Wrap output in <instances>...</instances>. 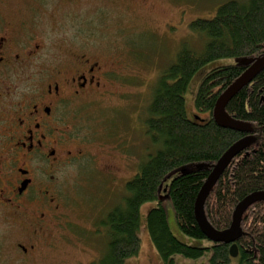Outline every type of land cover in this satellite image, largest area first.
Returning <instances> with one entry per match:
<instances>
[{
  "label": "trees",
  "instance_id": "16d2710c",
  "mask_svg": "<svg viewBox=\"0 0 264 264\" xmlns=\"http://www.w3.org/2000/svg\"><path fill=\"white\" fill-rule=\"evenodd\" d=\"M190 26L204 38V48L196 51L184 47L176 62L157 78L145 116L151 148L126 183L122 203L98 224L107 241L106 251L96 264H125L139 255L141 208L151 201L157 206L149 211L145 225L165 264H174L175 256L199 259L207 253L209 264H230L233 260L231 244L212 242L205 236L194 205L213 166L234 143L249 135L220 126L213 110L218 97L248 67L244 60L264 54V0L226 1L214 16L197 18ZM220 59L237 62L208 68ZM195 81L196 113L189 118L185 95ZM226 111L248 122L251 135L257 139L231 161L206 200V216L218 230L230 227L236 206L247 195L264 191V70L232 98ZM182 168L184 172L170 179ZM166 200L175 210L181 232L206 241L207 246L186 244L173 234ZM241 226L244 233L237 241L240 263L264 264V201L246 210Z\"/></svg>",
  "mask_w": 264,
  "mask_h": 264
},
{
  "label": "rangeland",
  "instance_id": "374dc122",
  "mask_svg": "<svg viewBox=\"0 0 264 264\" xmlns=\"http://www.w3.org/2000/svg\"><path fill=\"white\" fill-rule=\"evenodd\" d=\"M226 1L229 0H144L134 10H119L112 5L103 7L98 0H79L58 10L55 18H45L43 23L57 22L48 23L57 26L54 49L58 47L57 39L85 43V49L91 53L117 57L127 67L130 65L129 72L117 81L121 86L115 87L114 95L103 100L93 98L85 111L78 112V129L89 153L57 177L62 210L71 223L45 234L32 256L24 257L17 247L23 238L20 230L11 220L0 218V264H96L106 251L107 241L103 227L98 224L106 213L122 203L126 183L151 148L145 116L152 88L184 47L196 51L204 48V38L190 25L197 18L214 16ZM4 14L17 16L12 11ZM48 46L51 52L52 44ZM235 62L237 59H220L208 68ZM197 86L198 81L193 82L185 95L189 118L196 113ZM105 165H113L115 169L108 170ZM184 170H177L170 179ZM156 206V201L142 206L141 250L125 264H165L145 225L149 211ZM165 207L169 226L177 238L194 246L208 245L183 234L169 200ZM209 256V253L199 259L175 256L174 264H209ZM230 264L241 263L233 258Z\"/></svg>",
  "mask_w": 264,
  "mask_h": 264
},
{
  "label": "flooded vegetation",
  "instance_id": "af4514ba",
  "mask_svg": "<svg viewBox=\"0 0 264 264\" xmlns=\"http://www.w3.org/2000/svg\"><path fill=\"white\" fill-rule=\"evenodd\" d=\"M77 1L0 0V218L20 230L17 247L24 257L45 234L71 223L57 177L89 153L79 110L93 98L114 95L129 72L130 65L91 53L85 43L57 39L54 49L57 26L48 23L57 22H43ZM98 1L119 10L144 2ZM7 11L17 16H5Z\"/></svg>",
  "mask_w": 264,
  "mask_h": 264
},
{
  "label": "water",
  "instance_id": "95a60500",
  "mask_svg": "<svg viewBox=\"0 0 264 264\" xmlns=\"http://www.w3.org/2000/svg\"><path fill=\"white\" fill-rule=\"evenodd\" d=\"M244 63L248 66L246 70L218 97L213 110V117L220 126L245 132L249 135L234 143L213 166L197 195L194 205L197 222L205 236L212 242L231 244L230 255L232 258L239 256L237 241L244 233L241 226L243 215L251 205L264 201V191L253 192L240 201L234 210L230 227L225 230H218L209 222L205 213V203L231 161L257 139L255 135H251L253 129L248 122L237 120L226 111V107L232 98L264 70V54L247 58ZM196 119H199V116H196Z\"/></svg>",
  "mask_w": 264,
  "mask_h": 264
}]
</instances>
